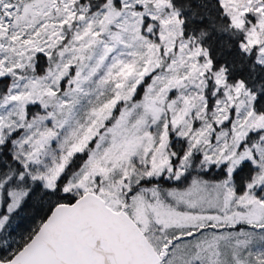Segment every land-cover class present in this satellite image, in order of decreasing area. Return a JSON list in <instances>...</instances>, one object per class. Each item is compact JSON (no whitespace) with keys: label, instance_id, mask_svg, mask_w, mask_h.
<instances>
[{"label":"snow or ice","instance_id":"snow-or-ice-1","mask_svg":"<svg viewBox=\"0 0 264 264\" xmlns=\"http://www.w3.org/2000/svg\"><path fill=\"white\" fill-rule=\"evenodd\" d=\"M0 264H264V0H0Z\"/></svg>","mask_w":264,"mask_h":264}]
</instances>
